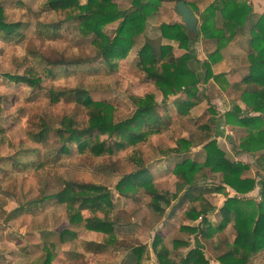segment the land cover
<instances>
[{
    "label": "trees",
    "instance_id": "trees-1",
    "mask_svg": "<svg viewBox=\"0 0 264 264\" xmlns=\"http://www.w3.org/2000/svg\"><path fill=\"white\" fill-rule=\"evenodd\" d=\"M124 1L128 3V7H120L114 0H85L84 4H80V0H46L44 7L55 12L56 18L43 23L37 21L34 29L35 39L41 43L54 44L63 38V28L75 30L74 33H78L80 37L76 41L77 44L91 45L103 62L107 74L115 73L119 63L124 61L132 50L136 51L135 66L143 83L155 87L162 95L163 101L173 98L171 106L175 118L188 119L192 126L196 125L195 127L204 134L205 141L208 142L203 145V163H195L187 158L174 162L172 173L180 181L177 185L178 191L185 190L183 197L177 199L178 192L169 194L154 189L153 178L145 169L124 175L116 185L118 194L124 198H132L143 191L150 197L149 204L153 212L159 216L164 215L172 200L188 202L190 209L186 213L187 220H200V223L196 227L182 228L183 230L192 235L201 234L200 238L208 239L212 234L222 232L230 226L233 241L229 245H226L225 238L218 242V249L221 245L227 247L224 253L217 256L216 261L220 264H251L256 254L264 252V9L260 15L254 13L249 3L253 0H210L201 11L196 0ZM181 1L193 9L194 13L199 14L197 35L188 32L179 22L160 23L150 28L151 19L157 15L163 4L177 5ZM115 23L117 26L114 36L110 37L104 29ZM22 27L20 23H8L0 6L1 41L22 39ZM149 31L157 34L155 39L149 35ZM243 33L249 35L245 62H241L246 66V74L238 83L244 109L237 105L232 106L224 115V125L237 126L245 131V135L233 146V153L236 156L248 154L253 158L259 170L256 175L258 180L249 174L248 165L228 159L224 151L218 148L216 141H209L212 131L222 120L212 105L207 102L208 118L203 122L202 117L194 119L190 114L200 102L207 100L205 85L211 80L216 82L224 78L223 73L215 74L212 67L223 59L228 46ZM163 40L177 43L180 54L177 55L171 45L162 44ZM199 41L214 45L204 60L199 59L194 50V45ZM26 56L27 59L31 57L33 66L41 65L43 75L52 80L60 76L66 79L76 78L83 74L79 67L90 62L67 59L63 50L59 51L52 45L41 52H28ZM33 66L21 76L4 77L25 84L31 91H42L41 79ZM100 70L99 68L98 71ZM86 72L94 73L97 69ZM180 95H184V98H180ZM50 98L54 103H76L85 112L86 121L80 123L75 121L73 116L64 117L60 123L61 127L51 132L45 115L31 119L25 128V137L30 143L41 146L43 154L34 163L17 164L19 169L53 167L61 156L71 154V146H75L79 154H88L91 158L102 159L106 154L111 157L113 150L121 148L122 139L126 138L135 145L149 136L159 134L166 127V119L164 121L159 116L151 93L143 97H133L131 100L136 107L133 116L119 123L114 122L109 104L93 101L89 93L78 85L72 89L54 90L50 93ZM3 132L0 129V133ZM50 133L54 136L52 143L48 141ZM101 136H106L107 139L120 138V143L100 142ZM191 147L190 141L180 139L173 150L177 155H182L188 153ZM116 165V161H110L109 164L100 163L98 166L108 169ZM206 170L219 175L220 184L235 193L229 198L223 186L215 188L214 193L223 195L225 201L217 209L215 215L219 217V223L214 227L208 226L207 216L215 213L216 209L203 199V189L198 184L208 180ZM255 189L258 190L259 201L247 197ZM49 198L65 203L69 213L74 212L68 216L70 226H78L83 221L80 213L82 210L95 214L102 210L103 206H110L106 188L77 181L67 182L64 189ZM42 201H34L32 204L36 206ZM84 222L87 230L108 235L111 242L108 239L107 243L114 245L115 239L111 235L114 221L109 222L93 215ZM205 224L208 226L206 229ZM74 237L75 234L66 230L59 235V241L66 245ZM158 240L160 239L155 238L153 242L155 248ZM188 246V243L178 240L172 243L174 251ZM45 247L47 246L43 245L42 257L33 259L31 264L52 263L55 255L51 249L47 250ZM132 251L131 262L141 264L140 249ZM154 252L157 264H209L199 237L194 238L193 247L184 255L169 252L166 248L155 249Z\"/></svg>",
    "mask_w": 264,
    "mask_h": 264
},
{
    "label": "rangeland",
    "instance_id": "rangeland-1",
    "mask_svg": "<svg viewBox=\"0 0 264 264\" xmlns=\"http://www.w3.org/2000/svg\"><path fill=\"white\" fill-rule=\"evenodd\" d=\"M45 1L0 0L6 21L23 25L20 29L22 39L13 38L3 42L0 38V129L4 131L0 133V264H31L33 259L42 257L43 245L47 246L45 247L47 250L51 249L55 255L51 264H131L133 249H140L141 264H157L155 249L166 248L169 252L184 255L193 247L195 237H199L203 244V253L209 264H220L216 258L226 251L227 246L221 245L218 249V242L225 238L226 245L232 243V228L229 226L222 232L212 234L208 239L200 238L201 234L192 235L183 230L182 228L196 227L200 220L196 222L187 220L186 213L190 209V204L186 201L178 202L177 199L183 197L185 190L178 191L177 185L180 181L172 173L174 162L182 158L191 159L195 163L204 162L203 145L208 142L205 141L204 134L195 127L196 125L192 126L188 119L175 118L171 106L173 98L163 101L162 95L155 87L143 83L135 66V50L119 63L115 73L107 74L103 62L92 46L87 43L77 44L76 41L80 37L78 33H74L75 30L63 28V38L54 44L37 41L34 36L37 21L43 23L56 18L55 12L44 7ZM114 2L120 7H128V3L124 0H114ZM196 2L201 11L210 0H196ZM84 3L85 0H80V4ZM249 3L253 9L256 8L255 4ZM175 8V4H163L157 15L151 19L150 28L160 23H182ZM191 11L193 12V9ZM194 14L199 22V14ZM116 26L117 23L105 27L106 34L113 37ZM149 35L154 39L157 36L152 31H149ZM248 38V33H243L241 48L227 50L229 57L237 58V66L242 64V61L243 64L245 62ZM163 43L171 45L175 48V53L180 54L177 43L166 40H163ZM50 45L59 51L63 50L67 59L90 61L79 67V71H83V74L68 79L60 76L56 80L45 77L42 66L37 64L33 66L31 57L27 59L26 54L33 50L44 51ZM205 46L200 48L198 44L194 45L197 56L202 57ZM32 66L41 79L42 91H31L32 89L25 84L4 77L5 75L21 76ZM93 69H97V72L87 74L86 71L93 72ZM242 69L241 74L245 75L246 66L242 65ZM223 75L224 78L221 80L216 82L211 80L205 85L207 100L200 102L190 114L194 119L202 117L203 122L208 118V103L212 105L222 120L212 131L209 141H216L218 148L224 151L228 159L241 163L239 155L233 153V146L245 135V131L237 126L224 125V115L232 106L237 105L244 109L238 88L241 77L235 76V80L228 81L227 74L223 73ZM76 85L86 90L93 101L109 104L116 123L133 116L136 110L131 100L133 97H143L151 93L157 104L159 116L164 121L166 119V127L159 134L149 136L135 145L126 138L122 139L121 148L113 150L111 157L106 154L102 159L91 158L88 154H79L75 146H71V154L61 156L53 167L17 168V164L34 163L43 154L41 146L30 143L25 137L24 131L31 119L45 115L52 129L51 132L61 127L60 123L64 117L73 116L75 118L73 119L80 123L86 121L85 112L76 103L68 101L54 103L50 98L52 91L72 89ZM179 97L184 98V95ZM180 139L190 141L192 147L188 153L177 155L173 149ZM53 140L54 136L50 133L48 141L52 143ZM99 140L120 143V138L107 139L106 136H101ZM110 161H116L117 165L108 169L98 166L100 163L109 164ZM246 165L250 167L249 174L258 180L256 175L259 170L252 157L247 159ZM141 169H145L153 178L154 189L169 194L178 192L177 201L172 200L162 216L153 212L149 204L150 197L143 191L135 197L124 198L116 190L117 183L124 175ZM205 173L208 180L198 184L203 189L201 194L203 199L216 209L215 213L207 216L208 226L214 227L219 223V217L215 214L225 201V197L214 193L216 187L223 186L220 184V176L208 170ZM71 181L106 188L110 206H103L102 210L95 214L82 210L80 213L83 221L78 226H70L68 216L74 212L69 213L65 203L49 197L64 189L65 184ZM223 187L229 198L235 195L230 188ZM197 192L200 194L199 189ZM257 192L258 190L255 189L247 197L259 201ZM40 200L43 201L36 206L32 204ZM93 215L115 222L111 233L115 239L114 245L107 243L108 235L85 228L84 220ZM66 230L75 234V237L64 245L59 241V235ZM155 238L160 239L156 248L153 246ZM175 240L188 243L189 246L174 251L172 243ZM109 241L111 242L110 239ZM105 244L108 246H104ZM251 264H264V252L255 255Z\"/></svg>",
    "mask_w": 264,
    "mask_h": 264
},
{
    "label": "crops",
    "instance_id": "crops-1",
    "mask_svg": "<svg viewBox=\"0 0 264 264\" xmlns=\"http://www.w3.org/2000/svg\"><path fill=\"white\" fill-rule=\"evenodd\" d=\"M251 2L256 5V8L253 9L254 13L260 15L262 13V11H263L262 6L264 8V0H253ZM198 24H199V22H198ZM242 35L243 34H240V35H238L235 38V40L228 46V48L224 52L223 59L219 63L215 64L212 67V69H213V71H214L215 74H219V73H222V72L225 73V74H227L226 76H227V80L228 81L235 80V76L242 77L244 75V73L241 74L242 73V70H243L242 69V64H239V66H237V62H238L237 58L233 59V57H229L228 56V51H230L231 49L238 50L239 48H241L240 45L242 44L241 43V40H242L241 39V36ZM197 44H198V46H200V48H203V46L207 45V46H205V52L204 51L202 52V57H199L198 56V58L201 59V60L206 59L207 53L213 50L214 45L212 43H210V42H205V41H199ZM246 44H247V41H246ZM197 48L198 47H195V49H197ZM239 72H240V74H239ZM250 157L251 156L248 155V154H241V155H239V158L241 160L240 159L239 160L241 161V163H245L246 164L247 163V159L250 158Z\"/></svg>",
    "mask_w": 264,
    "mask_h": 264
},
{
    "label": "water",
    "instance_id": "water-1",
    "mask_svg": "<svg viewBox=\"0 0 264 264\" xmlns=\"http://www.w3.org/2000/svg\"><path fill=\"white\" fill-rule=\"evenodd\" d=\"M175 10L186 30L192 33L194 36L197 35L199 31L198 21L191 9L181 1L176 5Z\"/></svg>",
    "mask_w": 264,
    "mask_h": 264
}]
</instances>
